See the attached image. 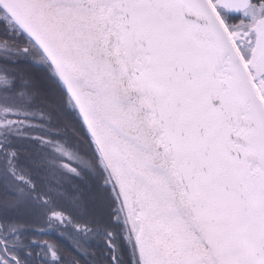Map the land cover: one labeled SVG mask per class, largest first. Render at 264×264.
Segmentation results:
<instances>
[{
    "label": "snow or ice",
    "instance_id": "1",
    "mask_svg": "<svg viewBox=\"0 0 264 264\" xmlns=\"http://www.w3.org/2000/svg\"><path fill=\"white\" fill-rule=\"evenodd\" d=\"M0 264H264V0H0Z\"/></svg>",
    "mask_w": 264,
    "mask_h": 264
},
{
    "label": "trees",
    "instance_id": "2",
    "mask_svg": "<svg viewBox=\"0 0 264 264\" xmlns=\"http://www.w3.org/2000/svg\"><path fill=\"white\" fill-rule=\"evenodd\" d=\"M54 239V238H53Z\"/></svg>",
    "mask_w": 264,
    "mask_h": 264
}]
</instances>
